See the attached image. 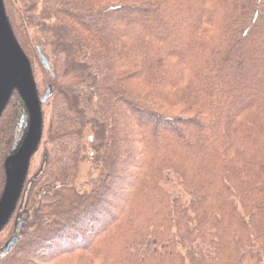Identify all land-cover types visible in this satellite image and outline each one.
Segmentation results:
<instances>
[{
  "label": "trees",
  "instance_id": "16d2710c",
  "mask_svg": "<svg viewBox=\"0 0 264 264\" xmlns=\"http://www.w3.org/2000/svg\"><path fill=\"white\" fill-rule=\"evenodd\" d=\"M9 3L55 82L0 264H264V0Z\"/></svg>",
  "mask_w": 264,
  "mask_h": 264
},
{
  "label": "water",
  "instance_id": "95a60500",
  "mask_svg": "<svg viewBox=\"0 0 264 264\" xmlns=\"http://www.w3.org/2000/svg\"><path fill=\"white\" fill-rule=\"evenodd\" d=\"M37 53L42 65L50 71L49 61L40 48ZM15 93L23 100L29 121L4 162L6 182L0 197V233L11 222L23 196L32 158L43 138V105L52 96L49 86L43 98H39L31 62L14 34L4 1L0 0V120ZM14 245L11 240L0 256L9 253Z\"/></svg>",
  "mask_w": 264,
  "mask_h": 264
},
{
  "label": "rangeland",
  "instance_id": "374dc122",
  "mask_svg": "<svg viewBox=\"0 0 264 264\" xmlns=\"http://www.w3.org/2000/svg\"><path fill=\"white\" fill-rule=\"evenodd\" d=\"M3 1L5 3H7L8 7L11 9L9 0H3ZM7 4H6V7H7ZM7 15H8V18L10 20L11 26L14 25V27H16L15 24H13L14 23L13 16H15V11L13 12V14H11V12L9 11ZM146 27L147 26H145V28ZM21 35H23V34H21ZM21 47H22L24 53L26 54V56L28 57L29 61L31 62L33 73H34L36 84H37V88L39 91V98L42 99L43 96L46 94L49 86L52 87L54 85V82H55L54 79L55 78H51L50 73H48L49 71L47 72V69L41 65L42 63L40 62L39 57L37 55V52L35 50L36 44H32L29 47H27L22 42ZM245 67H246L245 64H243L242 67L240 66V68H245ZM237 70H240V69H237ZM260 71L261 70L259 69L258 72L260 73ZM232 74L234 76H236V71H233ZM245 98H247V97H245ZM49 100H48V102H49ZM46 104L43 105L44 111L46 109H48L46 107ZM22 108H24L25 113L22 111ZM5 116H6L7 120L12 119V116L17 117V125H16L15 132H14V143H15L20 138V136L22 135L23 130L26 126V123L29 121L27 110L25 109L23 100L21 99V97L19 96L18 93H15L12 96L11 101L9 103V106L7 107V110H5ZM48 132H49V116L46 113L45 114V121H44L43 138H42V141H41V144L39 146L38 151L33 156L32 161H31V166H30L29 175H28L29 181L33 180L37 174L41 173V162H42V158L45 155V151H46L45 146L47 145V142H51ZM88 136L86 138V141L91 142V140L89 139ZM14 143H13V146H14ZM80 168H81L80 169L81 170L80 171L81 181H84V180H86L87 175L89 173L90 165L87 163H83V164H81ZM5 182H6V180H5ZM30 187L31 186L29 183L27 188H30ZM15 219H16V217H15ZM16 221L17 220H15V221L12 220L8 224V226H6V228L0 233V251L5 249L8 246V244L11 242V240H13V236L15 233V230H13V229H14L15 223H17ZM1 257H4V255L0 256V258Z\"/></svg>",
  "mask_w": 264,
  "mask_h": 264
},
{
  "label": "flooded vegetation",
  "instance_id": "af4514ba",
  "mask_svg": "<svg viewBox=\"0 0 264 264\" xmlns=\"http://www.w3.org/2000/svg\"><path fill=\"white\" fill-rule=\"evenodd\" d=\"M9 155V154H8ZM8 157V156H7ZM6 177V176H5ZM28 179V178H27ZM27 184V183H26ZM4 189V188H3Z\"/></svg>",
  "mask_w": 264,
  "mask_h": 264
}]
</instances>
